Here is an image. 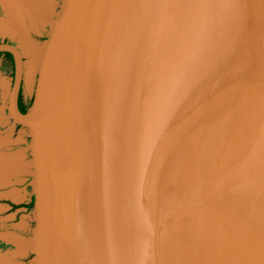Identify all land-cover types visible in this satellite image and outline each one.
Segmentation results:
<instances>
[{
	"label": "water",
	"instance_id": "obj_1",
	"mask_svg": "<svg viewBox=\"0 0 264 264\" xmlns=\"http://www.w3.org/2000/svg\"><path fill=\"white\" fill-rule=\"evenodd\" d=\"M263 3L62 0L24 113L0 44L31 138L32 264H228L249 217L264 264Z\"/></svg>",
	"mask_w": 264,
	"mask_h": 264
},
{
	"label": "rangeland",
	"instance_id": "obj_2",
	"mask_svg": "<svg viewBox=\"0 0 264 264\" xmlns=\"http://www.w3.org/2000/svg\"><path fill=\"white\" fill-rule=\"evenodd\" d=\"M61 2L0 0V44L18 51L20 91L25 102L33 97L43 47ZM11 84L10 63L0 55V264H32L34 209H19L29 202L33 191L32 164L28 168L31 138L28 130L12 128L7 116L5 106Z\"/></svg>",
	"mask_w": 264,
	"mask_h": 264
},
{
	"label": "bare ground",
	"instance_id": "obj_3",
	"mask_svg": "<svg viewBox=\"0 0 264 264\" xmlns=\"http://www.w3.org/2000/svg\"><path fill=\"white\" fill-rule=\"evenodd\" d=\"M30 3L32 0H28ZM35 3V2H33ZM260 23L261 28L260 31H257V28L254 29L252 34V51L254 53V57L252 59V67L254 69L255 78H260V74L264 69V35H263V18H264V3L260 8ZM249 68L250 67V55H249ZM250 69H248V72ZM246 224L249 225V229L245 226V241H239V245L237 247V252L234 256H231L228 260V264H256L255 254L252 251L250 246V217L247 219ZM227 262V261H226ZM224 263V262H223ZM227 264V263H225Z\"/></svg>",
	"mask_w": 264,
	"mask_h": 264
},
{
	"label": "trees",
	"instance_id": "obj_4",
	"mask_svg": "<svg viewBox=\"0 0 264 264\" xmlns=\"http://www.w3.org/2000/svg\"><path fill=\"white\" fill-rule=\"evenodd\" d=\"M0 55L5 60L9 61V63H10V69H11V74L13 75V66H12V58H11V55L8 54V53H5V52H0ZM32 98L33 97H30L29 100L27 101V103L25 105L20 104V101H23V99H22V96H21L20 88H19L18 95H17V105H18L17 108H18L19 112L24 113V112H26L30 108L31 103H32ZM20 206H22V205H20ZM15 207H17V206L12 205L11 208H15ZM23 207L25 208V210H29V209L33 208V196H32V194L29 197V202L27 204L23 205Z\"/></svg>",
	"mask_w": 264,
	"mask_h": 264
},
{
	"label": "built area",
	"instance_id": "obj_5",
	"mask_svg": "<svg viewBox=\"0 0 264 264\" xmlns=\"http://www.w3.org/2000/svg\"><path fill=\"white\" fill-rule=\"evenodd\" d=\"M10 92V91H9ZM9 95V94H8ZM7 100H8V98H7ZM5 109H6V113H7V116H8V118H9V120H10V122L12 123V128H15V126H17V127H21V126H19V125H17V124H15L11 119H10V117H9V115H8V112H7V104H6V106H5ZM11 128V129H12ZM23 128V127H22ZM29 137H30V135H29ZM30 165H31V160H29V166H28V168H30ZM31 174V173H30ZM29 174V175H30ZM24 205V204H23ZM23 205H22V210L24 211L25 210V208L23 207Z\"/></svg>",
	"mask_w": 264,
	"mask_h": 264
},
{
	"label": "flooded vegetation",
	"instance_id": "obj_6",
	"mask_svg": "<svg viewBox=\"0 0 264 264\" xmlns=\"http://www.w3.org/2000/svg\"><path fill=\"white\" fill-rule=\"evenodd\" d=\"M25 103H27V102H25V101H20V104H23V105H25ZM18 106V105H17ZM26 109V108H25Z\"/></svg>",
	"mask_w": 264,
	"mask_h": 264
},
{
	"label": "crops",
	"instance_id": "obj_7",
	"mask_svg": "<svg viewBox=\"0 0 264 264\" xmlns=\"http://www.w3.org/2000/svg\"><path fill=\"white\" fill-rule=\"evenodd\" d=\"M25 204V203H22V205ZM19 209H22L21 207Z\"/></svg>",
	"mask_w": 264,
	"mask_h": 264
}]
</instances>
